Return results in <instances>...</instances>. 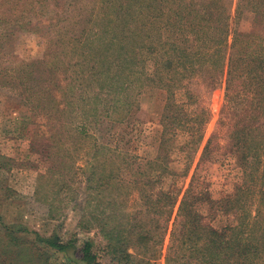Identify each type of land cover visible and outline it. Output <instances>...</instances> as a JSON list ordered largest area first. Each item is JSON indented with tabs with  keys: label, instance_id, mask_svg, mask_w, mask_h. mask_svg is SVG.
Returning <instances> with one entry per match:
<instances>
[{
	"label": "trees",
	"instance_id": "16d2710c",
	"mask_svg": "<svg viewBox=\"0 0 264 264\" xmlns=\"http://www.w3.org/2000/svg\"><path fill=\"white\" fill-rule=\"evenodd\" d=\"M161 1L130 0L128 6L137 5V9H100L94 15L89 34L81 32L73 42L72 57L78 52L80 59L67 65L78 70L66 86L76 92L67 95L64 85L55 81L58 72L67 69L58 60L51 64V81L58 97L56 100L51 91L53 142L55 134L62 136L65 129L61 126L66 119L60 117L73 114L75 104L81 116L87 117L88 107L94 116L105 112L116 121L120 119L112 114L120 106H128V111L138 108L143 88L158 87L166 92L154 159L123 156L117 177L115 168L101 166L100 176L91 166L84 170L87 200L90 198L86 207L95 209L89 211L90 220L80 225L81 229L90 231L91 224L97 222L95 228L106 242L103 251L114 264H136L128 253L130 248L149 255L153 252L151 260L156 262L166 237L164 264H264V189L255 191L253 173V165L264 151V36L258 33L264 26V0H237L235 19L244 10L252 18V30L246 33L231 28L233 0H173L176 9L169 11L172 19L167 24V12L159 9ZM164 31L172 33L169 39L164 38ZM224 71V102L215 129L202 148L188 187L183 189V184L178 186L179 179L189 176L210 117L201 88L214 90L216 76ZM178 89L183 91L182 101L176 98ZM52 109L61 113L55 120ZM76 131L85 135L83 127ZM182 135L189 137L180 144ZM174 152L182 155L183 168L179 170L170 165ZM228 153L235 158L231 171L236 170L238 182L232 184L231 192L215 199L200 171L206 163L220 162ZM125 182L133 186L135 198L144 201L145 210L135 211L132 221L123 224L110 225L106 218L99 221L100 215L106 216L97 213L100 194L114 187L112 191L119 197V185ZM99 188L102 193L98 195ZM105 204L119 209L116 203ZM142 213L148 217L145 226L139 219ZM121 214L125 215L123 208ZM18 232L28 233L23 228ZM33 235L54 253L63 254L66 264H102L92 240L78 245L77 240L63 242L57 236ZM7 238L18 245L12 233L8 232ZM3 252L7 254L5 248ZM33 254L19 258L8 255L0 264H12L13 259L34 264V259H45L42 251L34 250Z\"/></svg>",
	"mask_w": 264,
	"mask_h": 264
},
{
	"label": "rangeland",
	"instance_id": "374dc122",
	"mask_svg": "<svg viewBox=\"0 0 264 264\" xmlns=\"http://www.w3.org/2000/svg\"><path fill=\"white\" fill-rule=\"evenodd\" d=\"M129 1L0 0V259H9L8 255L19 258L21 254L30 257L35 250L45 253V259H34V264H66L63 254L54 253L35 240L33 233H37L44 238L57 236L63 242L77 240L78 245L92 240L98 248L99 261L102 264H114L110 261L111 256H107V251H103L106 242L99 229L95 228L97 222L91 224L90 231H85L80 226L88 223L86 221L90 219L87 214L95 209L86 207L90 198L87 200L84 170L88 171L91 166L97 176H100L103 175V168H115L117 177L121 174L117 168L122 167L123 156L154 159L159 150L161 115L166 92L158 87L143 88L139 94L138 108L128 111V106H120L117 113L112 114V117L120 119L116 121L107 117L105 112L103 116L100 113L94 116L88 107L85 110L87 117L81 116L75 104L73 114L60 117L66 119L61 126L65 129L62 136L55 134L56 142H53L51 91L56 100L58 97L54 91V82L51 81V64L58 60L63 69H67L66 72L59 71L55 77L59 85H64L67 95L76 92L66 88L69 82H73L78 71L71 70L67 65H73L80 59L78 52L72 57L73 42L81 32L88 31L89 34L91 21L100 9L108 11L138 8L137 5L129 7ZM236 2L237 0H233L231 28L241 33L250 32L251 15L244 10L235 19ZM159 9L167 12L164 22H170L172 18L169 11L176 9L173 0H162ZM258 33L264 36V26ZM171 34L164 31V38L169 39ZM216 78L218 84L214 90L209 92L205 87L201 88L210 117L189 176L179 179L178 186L183 184V189L190 183V176L202 148L215 129L224 102L225 71ZM93 85L96 86L95 81ZM86 93L88 94V90ZM175 95L178 101L183 100L181 89ZM124 97L125 94L122 96L123 102ZM193 109L191 107L190 110ZM52 111L53 120L61 115L54 109ZM262 122L264 123L263 120ZM82 127L85 135L77 134L76 129ZM187 137L189 136L179 137V143L182 144ZM180 156L182 155L174 152L171 157L174 161L170 165L177 170L183 168ZM234 159L228 153L219 159L220 162L206 163L200 171L215 199L231 192L232 184L238 182L236 170L231 171V167L235 168L231 165ZM258 162L253 165L255 191L264 189V151L260 153ZM119 186H122L119 197L112 191L114 187L104 193L100 192V188L97 190L98 195L102 193L97 213H106L104 218L100 215L99 221L106 218L110 225L123 224L128 219L132 221L131 215L135 211L145 210L144 201L135 198L136 191L130 183L125 182ZM110 202L118 204L119 209L106 206L105 203ZM122 208L125 215H120ZM139 219L144 226L148 224L145 214H140ZM19 228L28 233L18 232ZM8 232L17 238V246L9 242ZM167 242L168 237L156 262L151 260L153 252L149 255L142 249L135 251L130 248L128 253L135 257L136 264H147V261H152L149 264H164ZM3 248L6 249V255ZM13 260L12 264H30L23 259Z\"/></svg>",
	"mask_w": 264,
	"mask_h": 264
}]
</instances>
